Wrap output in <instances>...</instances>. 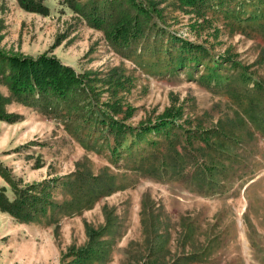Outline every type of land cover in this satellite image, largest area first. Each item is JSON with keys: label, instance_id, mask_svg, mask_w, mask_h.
Instances as JSON below:
<instances>
[{"label": "rangeland", "instance_id": "obj_1", "mask_svg": "<svg viewBox=\"0 0 264 264\" xmlns=\"http://www.w3.org/2000/svg\"><path fill=\"white\" fill-rule=\"evenodd\" d=\"M88 1L0 0V189L51 201L33 221L0 209V264H264V0H153L156 37L127 49L71 7ZM113 4L135 18V0ZM43 56L98 78L106 120L147 130L117 148L93 101L72 124L22 101Z\"/></svg>", "mask_w": 264, "mask_h": 264}, {"label": "trees", "instance_id": "obj_2", "mask_svg": "<svg viewBox=\"0 0 264 264\" xmlns=\"http://www.w3.org/2000/svg\"><path fill=\"white\" fill-rule=\"evenodd\" d=\"M16 1L21 8L30 12L45 14L49 9L45 4V0ZM187 1L196 4L200 9H206L214 5L222 6L225 2L233 0ZM135 2L137 4L134 14L135 18L133 19L129 13H126V16L122 18L120 16L117 17L113 0H89L88 2L80 4L79 7L75 6L77 4L72 3L71 7L78 11H82L85 16L89 17L88 20H91V24L99 29H103L105 27L104 25L108 24L109 28L105 32L108 33L111 43L115 46L118 45L127 49L135 43L137 44L140 42L144 44L148 43L151 38H155L158 30L155 26H151L150 21L162 17V12L159 11L157 3L153 0H135ZM137 14L141 15L140 19ZM159 33L162 35L164 34L163 30H159ZM167 37L171 40V43H173L174 36L167 35ZM187 44H189L187 41L181 40V51L185 49L190 51L188 48L192 46H188ZM25 65L29 71L27 70L25 79L20 82L22 83L19 86L20 91L16 94L18 98L22 97V101L35 105L36 107H41L46 111L59 112L61 115H64V122L67 124H72V122L79 121L81 117H84L86 102L88 101L90 103L93 101V98H95L93 97L96 87L94 81H97L98 78H92L90 72L75 73L69 66L62 65L57 60L45 56L26 60ZM31 65H33V67H31ZM45 65L51 68V73L46 75L43 81H39V73L35 72V70L39 71L44 68ZM178 65L182 66V63ZM11 81L12 80H9L8 82ZM35 95L38 97L36 98ZM93 103L97 116L99 117L100 115L101 117L99 118L105 120V122H103L106 133L105 139L113 140L117 148H119V145L122 143L119 139L124 138L126 134L131 133L132 135H137L147 130V128L146 130H141L139 126H131L121 120L110 117L108 118L109 120H106V118L102 117L101 113L98 114L97 111L101 110L104 114L106 112L100 109V106H98L95 101H93ZM105 103H107L109 109H112L111 111L116 115L121 113L118 104L110 103L109 101ZM0 119L8 120L6 114L2 110H0ZM171 122H173V120ZM84 123H86V121H84ZM167 124H165V126ZM43 191L42 188L36 192H17L13 198H9L5 195L4 190L0 189V209L9 212L17 219L36 220L46 213L47 207L51 204L48 198L41 196L40 193ZM93 233L94 232H91V234ZM86 251H89V253L87 252L86 255H83V258H89L88 255L90 251L98 254L102 253L104 250L103 248L92 246Z\"/></svg>", "mask_w": 264, "mask_h": 264}]
</instances>
